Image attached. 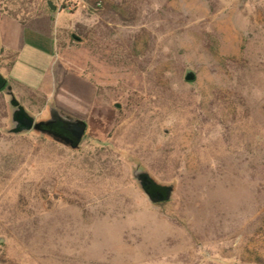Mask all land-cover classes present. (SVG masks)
I'll return each instance as SVG.
<instances>
[{
    "label": "rangeland",
    "instance_id": "374dc122",
    "mask_svg": "<svg viewBox=\"0 0 264 264\" xmlns=\"http://www.w3.org/2000/svg\"><path fill=\"white\" fill-rule=\"evenodd\" d=\"M0 78V264H264V0H0ZM6 86L77 148L7 134Z\"/></svg>",
    "mask_w": 264,
    "mask_h": 264
},
{
    "label": "water",
    "instance_id": "95a60500",
    "mask_svg": "<svg viewBox=\"0 0 264 264\" xmlns=\"http://www.w3.org/2000/svg\"><path fill=\"white\" fill-rule=\"evenodd\" d=\"M47 5L51 10H55V7L50 2H47ZM184 80L186 82L193 81L194 74L188 71L184 76ZM4 84V81L0 78V88H2ZM5 88L6 94L10 97L9 104L11 106V128L6 131L7 134L18 135L34 130L41 134H46L53 140L72 149L77 148L86 128L82 121L61 115L55 108L49 107V118L45 121L35 122L34 118L25 111L18 101H16L10 87L6 86ZM132 177L137 182L149 203L158 204L170 199L173 192L172 186L157 184L147 172L143 171L138 166L132 171Z\"/></svg>",
    "mask_w": 264,
    "mask_h": 264
},
{
    "label": "crops",
    "instance_id": "0c3cea01",
    "mask_svg": "<svg viewBox=\"0 0 264 264\" xmlns=\"http://www.w3.org/2000/svg\"><path fill=\"white\" fill-rule=\"evenodd\" d=\"M37 52L43 54L44 57L48 55V53L42 49L29 46H26L24 50L21 49V51L18 52L10 69V76L14 81L23 83L26 86H36L39 83L42 76L40 77V75L37 74L38 72L35 71L32 63L33 58L38 56L35 54Z\"/></svg>",
    "mask_w": 264,
    "mask_h": 264
},
{
    "label": "trees",
    "instance_id": "16d2710c",
    "mask_svg": "<svg viewBox=\"0 0 264 264\" xmlns=\"http://www.w3.org/2000/svg\"><path fill=\"white\" fill-rule=\"evenodd\" d=\"M102 0H84V2L89 6H96L97 3L101 2Z\"/></svg>",
    "mask_w": 264,
    "mask_h": 264
},
{
    "label": "flooded vegetation",
    "instance_id": "af4514ba",
    "mask_svg": "<svg viewBox=\"0 0 264 264\" xmlns=\"http://www.w3.org/2000/svg\"><path fill=\"white\" fill-rule=\"evenodd\" d=\"M62 115V114H61ZM45 121V120H44Z\"/></svg>",
    "mask_w": 264,
    "mask_h": 264
}]
</instances>
